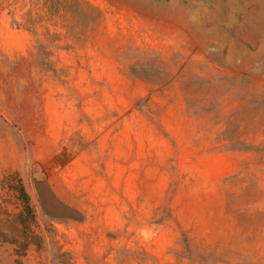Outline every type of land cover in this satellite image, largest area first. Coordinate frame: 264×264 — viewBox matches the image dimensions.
Wrapping results in <instances>:
<instances>
[{
	"label": "rangeland",
	"instance_id": "374dc122",
	"mask_svg": "<svg viewBox=\"0 0 264 264\" xmlns=\"http://www.w3.org/2000/svg\"><path fill=\"white\" fill-rule=\"evenodd\" d=\"M0 264H264V0H0Z\"/></svg>",
	"mask_w": 264,
	"mask_h": 264
},
{
	"label": "trees",
	"instance_id": "16d2710c",
	"mask_svg": "<svg viewBox=\"0 0 264 264\" xmlns=\"http://www.w3.org/2000/svg\"><path fill=\"white\" fill-rule=\"evenodd\" d=\"M16 190L19 194L20 199L23 201V210L17 214V223L24 225L26 223L27 218L31 220L32 223L36 222V215L33 210V207L30 203V197L27 191L25 190L22 183H18ZM39 238L38 235L32 233L31 237L29 239H26L24 241L23 246L26 247L29 243H37L36 239Z\"/></svg>",
	"mask_w": 264,
	"mask_h": 264
}]
</instances>
